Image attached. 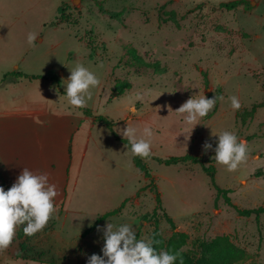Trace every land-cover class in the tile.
<instances>
[{
    "label": "rangeland",
    "instance_id": "374dc122",
    "mask_svg": "<svg viewBox=\"0 0 264 264\" xmlns=\"http://www.w3.org/2000/svg\"><path fill=\"white\" fill-rule=\"evenodd\" d=\"M227 1L0 0V47L17 58L19 70L43 76L25 90L31 101L43 99L51 112L58 111L46 117L45 128L0 134V187L7 191L26 167L47 173L58 192L47 226L33 236L19 235L17 227L0 264H87L92 254L103 255L98 226L129 224L139 240L149 238L156 219L165 238L173 230L187 233L184 249L224 234L239 249L232 264H264V212L242 216L222 196L215 202L199 163L158 161L199 156L214 166L215 183L229 190L235 206L264 208V0H243L231 9L219 5ZM29 33L37 35L31 45ZM77 64L100 80L85 106L93 116L107 118L121 137L127 126L137 129V139H149L143 129H152V156L143 159L150 177L107 126L68 103L65 87ZM116 84L128 87L114 94ZM201 96L224 99L216 100L207 117L187 124L186 114L175 110ZM231 96L239 98V110L231 107ZM223 131L248 145L247 162L235 172L214 159ZM205 141L212 144L207 154ZM11 145L21 147L20 161ZM156 195L162 209L152 216ZM122 202L116 214L82 235Z\"/></svg>",
    "mask_w": 264,
    "mask_h": 264
},
{
    "label": "clouds",
    "instance_id": "9594fccd",
    "mask_svg": "<svg viewBox=\"0 0 264 264\" xmlns=\"http://www.w3.org/2000/svg\"><path fill=\"white\" fill-rule=\"evenodd\" d=\"M36 39V34H28L27 41L30 45ZM99 84V78L92 71L77 64L74 69L70 70L65 87L68 103L74 108L85 107L87 100L92 98L90 89L99 86ZM52 90H55L59 95L58 89ZM136 99L142 101L143 96L138 94ZM217 99L223 100L224 98L222 96L213 98L201 96L199 99L192 97L175 112L186 114L184 119L187 124H195L198 118H203L214 108ZM229 99L234 110L241 108L238 97L231 96ZM121 134L128 138L133 156L146 159L152 155L150 138L153 136V131L150 127L143 129V137L149 139H137V129L130 126L122 130ZM211 149L212 144L205 141L203 154H207ZM214 152L217 164L225 166L228 172H235L247 162L249 149L246 141H238L234 133L223 131L218 134ZM48 179L47 173L34 174L24 167L7 191L0 187V252L11 246L17 227L26 225L23 227L24 234L33 236L42 231L53 218L56 213L53 201L58 192L54 184L48 183ZM97 231L103 232L104 244L101 249L103 255L92 254L88 258L87 264H176L178 259L180 264H183V258L179 251L175 253L158 252L154 245L159 241L153 238L138 240L133 227L129 224L114 227L112 223L108 222L104 228L98 226Z\"/></svg>",
    "mask_w": 264,
    "mask_h": 264
},
{
    "label": "trees",
    "instance_id": "16d2710c",
    "mask_svg": "<svg viewBox=\"0 0 264 264\" xmlns=\"http://www.w3.org/2000/svg\"><path fill=\"white\" fill-rule=\"evenodd\" d=\"M241 2H243V0H230L227 2H220L219 5L221 7L231 9ZM111 14H114L115 16L119 15L118 13H111ZM40 77H43V76L39 74L24 73L20 70H12V71H7L2 74V76L0 77V85H3L7 82L16 81L20 78H26L28 80H32V79L40 78ZM126 85L128 84L126 83ZM125 87H128V86H125V85L118 86L116 84V87L114 88L113 93L114 94L121 93L123 92ZM79 109L83 112V114L93 117L94 121H97L100 124L107 126L110 129L114 138L122 142L125 146H127V149L131 152V144L128 138H124V137L117 135L112 129L111 121H109L107 118L103 116H93L90 108L83 107ZM254 110H255V106L251 108L250 112L252 113L254 112ZM208 115L209 114H207L204 117H207ZM158 161L166 165L187 163V162L199 163L202 166L203 171L210 178V184L215 190V202L219 196H222L225 202L228 205L232 206L235 209V211L239 215H242V216H249L251 214L258 215L259 213L264 212V208L261 206L252 207V208H238L237 206H235L231 202L229 196L227 195L229 190L225 188H221L215 183L214 166L211 164L204 165L202 159L199 156L185 154L182 156H169L164 159L158 158ZM132 162L140 171L143 172L145 177L147 178L150 177V170L148 169V167L146 166V164L144 163L141 157L132 155ZM122 204L123 202L121 203L119 207L113 210L107 211L104 214L98 216L95 219L94 223L82 232V235L89 233L96 226L97 223L116 214L119 211V209L122 207ZM157 209H162V206L160 205V198L158 195H156V207L151 212L152 216H156ZM162 214L165 220L174 229L175 223L173 219L166 213L165 210L162 211ZM23 226L24 225L19 226V235H22L23 233ZM149 238H153L154 240L159 241L158 244L154 245V247L156 248L158 252L159 251H169L170 253H175L179 251L183 258V264H232L234 261H236L239 258V255H238L239 249L230 240L228 235H224V234L215 235L214 237L208 240H198L197 239L194 241V246L192 247V249H184L183 247L186 245L187 240H188L187 233L183 231L173 230L171 234L167 238H165L161 234L158 228L157 219L154 222V226L149 234ZM176 264H180L179 259L176 261Z\"/></svg>",
    "mask_w": 264,
    "mask_h": 264
},
{
    "label": "crops",
    "instance_id": "0c3cea01",
    "mask_svg": "<svg viewBox=\"0 0 264 264\" xmlns=\"http://www.w3.org/2000/svg\"><path fill=\"white\" fill-rule=\"evenodd\" d=\"M2 26L5 27L0 16V33L3 28ZM18 68L17 58L7 51L3 52V49L0 47V77L3 73L19 70ZM32 85L33 81L26 78H20L16 81L0 85V134L3 131H9L11 134L27 133L29 130L37 131L36 125L41 124L42 127H47L50 121L46 117L58 113V111L51 112L45 107L43 99H37V102L31 101L32 97L30 93H27L25 90ZM28 90L32 89L29 88ZM84 118H88L87 115ZM20 148L18 145H11V150L15 154V160L18 161L21 159ZM0 181H3L1 175Z\"/></svg>",
    "mask_w": 264,
    "mask_h": 264
}]
</instances>
